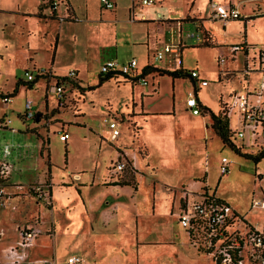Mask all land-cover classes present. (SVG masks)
<instances>
[{
  "label": "rangeland",
  "instance_id": "obj_1",
  "mask_svg": "<svg viewBox=\"0 0 264 264\" xmlns=\"http://www.w3.org/2000/svg\"><path fill=\"white\" fill-rule=\"evenodd\" d=\"M44 1L45 7L53 10L55 0ZM59 1L57 0L58 6ZM159 1L158 5L150 8L149 13L143 12L138 16L163 20L166 18L167 2L173 10L179 12L181 18L188 12L193 2V0ZM234 1H244L245 10H243L246 12L250 8L251 11L248 13L250 17L264 15V0ZM117 2L119 4L121 1ZM122 2L130 4V0ZM205 2L207 1L195 0L194 5L192 4L193 8L194 6L199 8L204 19L207 16ZM213 3L227 6L231 5V0H218ZM71 4L76 21L65 22V30L60 27L57 20L49 21L51 25H55L50 44H54L57 33L59 38V48L58 51L56 50L57 54L55 53L56 74L65 75L77 68L82 83L92 85L101 78L98 71L101 64L107 61L116 60L123 64L132 56L138 57L146 53V58L149 56L148 62L152 66L163 68L168 59H173L172 63L176 68L181 65L182 70L188 73L196 71L202 80L208 82L206 87L199 89L198 94L202 105L209 106L215 111L208 107L214 114H220L219 104L221 107L228 94L241 90L237 71L230 70L223 74V70L230 65L232 69H243L241 55L236 54L235 60H230L228 57L230 47L252 46L253 50L249 52V58H253V61L257 55L254 48H264L262 47L264 46V17L247 23L246 36L243 34V16L237 20H230L229 26H224L220 21L205 22V30L208 28L216 42L215 45L207 47L201 45L207 34L200 26L194 25L198 19L197 16L187 13L181 19L183 26L180 33L179 29L168 27L170 26L168 24H171L168 22H160L149 27L148 49L146 33L142 39L135 41L136 44H142L135 48L138 53L129 43L121 45L118 50L101 49L100 43L91 41L89 32L91 27L104 26L98 16L101 10L99 0H71ZM65 7H68L67 4ZM0 8L15 10L16 6L0 1ZM19 9L22 12L35 10L31 0L21 1ZM63 10L62 4L60 11L63 12ZM66 11L67 9L65 14ZM138 11L140 9H137ZM17 18H21L20 15L0 13V88L5 92L11 88L14 79L26 81L25 69L31 68L30 61L25 60L29 50L33 49L36 67L37 64L45 65V55L48 50L46 40L50 30H46L48 32L46 37L41 35V42H38L37 36L33 37L28 48L26 40L20 38L21 33L18 31L20 25L17 23ZM77 33L80 34L81 42L74 45L72 40ZM191 34L199 35L202 40L199 42L188 38ZM25 35L23 34V37L26 39ZM211 41L214 43L212 38L210 43ZM165 44L170 48L180 47V52L169 56L166 60L154 61L153 54L156 50H162ZM49 49L51 50L50 63L52 48L49 47ZM219 57L225 58L224 68V65H217ZM250 75L253 85L260 86L262 73L252 71L248 73V76ZM146 81V86L142 83L136 86L142 93H148L143 98L144 111L152 115H144L138 106L131 109L129 105L126 111L119 112L111 105L103 104V116L98 110L102 108V104L98 102L95 104L98 112L95 111L84 118L75 120H71L72 112L67 109L72 108L70 102H73V99L71 101L68 99L74 92L82 93L86 88L78 86L76 82L72 83V88L65 93V107L61 117L72 121L73 124L69 125L67 131L71 135L75 134V142L73 143L71 139L65 143L60 141L56 133L59 128L53 127L58 125L50 128L47 136L52 177L47 175V150L44 149L42 156L40 155L37 148L40 139H37L34 131L27 132L26 137L20 138L22 141L13 143L11 140L3 141L15 147L17 145L23 147V149H14L8 159L14 168L9 185H22L24 191H27L26 188L29 185L37 183V186L49 189V200L36 199L32 197L31 192L26 195L18 194L19 196L16 194L20 197L19 199L11 203H9L10 200L7 201L0 209V262L4 261L2 251L11 245H16L18 241L16 225L22 227L26 223H35L39 235L33 246L26 250L32 260H54L61 264L66 262L68 256L79 255L85 264H94V262L98 264L97 259H94L98 253L102 264L115 258L117 263L114 264H122L120 257L127 255L128 258L124 264H210L207 255L197 253L187 244L185 229L174 215L178 212L180 196L184 190L186 191V187L193 193L195 199L206 192L208 196H214L227 204L248 224L256 228L264 225V210L250 207L253 199L264 200V158L255 165L252 160L240 156L233 149L222 145L209 130L211 122L206 113L192 116L190 110L186 111L192 92L191 81L188 78L172 80L167 76L152 74L146 77ZM111 85L114 86L115 83L111 81L106 89L97 92L100 95L99 99L102 101L109 99V103L113 100L117 106H122L127 100L126 89L114 92ZM67 87L68 85L65 89ZM42 91L43 81L38 88L27 95V98L37 103L42 98ZM24 99V96H19L9 105L0 103V111L5 116L4 119L11 121L9 128L22 131L33 126V119L22 121L17 115V112L22 111ZM75 122L79 124L82 122L92 130L83 125L76 126ZM110 123H115L120 133L117 140L110 139L108 128ZM43 125L42 121L37 128L45 136L47 133ZM229 126H236L235 117L229 119ZM5 133L11 132L7 130ZM13 135L18 137L20 133L16 132ZM237 144H240V141H237ZM222 158H226L230 163L229 172L226 175H221L219 172ZM122 160L125 161V170L122 175L117 178L110 176L113 163ZM65 167L71 172L82 173L80 183L88 182V186L82 188V195L86 201H92L99 208L87 210L85 207V210L81 211L80 197L75 191L80 192V185H74L75 178L72 176H70L72 179L67 180L69 175L66 173L67 170H64ZM100 179L102 186L115 182L127 183L134 190L139 186L141 188L134 197H130L128 188H121L122 190L118 192L119 197H116L111 187L98 186ZM92 182L93 185L90 187ZM53 187L60 188L62 191L71 187L69 191L73 201L65 203L59 196L52 198ZM11 189L12 187L7 188L8 191ZM101 190L104 192L102 197ZM99 201L100 205H98ZM109 201L120 204V213L123 214L120 226H125L128 229L127 233L121 234L116 230L118 222L112 223L106 229L98 224L101 220L99 213L109 209L111 203ZM72 205L77 207V210L70 215ZM11 206L15 207V211L11 210ZM112 211L115 212L114 209ZM136 225L138 226L137 234ZM136 237L138 241L135 240ZM137 242L140 245L136 246Z\"/></svg>",
  "mask_w": 264,
  "mask_h": 264
},
{
  "label": "built area",
  "instance_id": "obj_2",
  "mask_svg": "<svg viewBox=\"0 0 264 264\" xmlns=\"http://www.w3.org/2000/svg\"><path fill=\"white\" fill-rule=\"evenodd\" d=\"M157 0H138L137 4L133 6L149 7L156 3ZM104 9H114V3L110 0H99ZM54 8L57 6V1L54 3ZM134 16V13L132 12ZM211 18L227 23L230 20H237L241 18V13L237 8L231 6H222L219 4H211ZM188 38L201 41L199 35H189ZM180 49L172 50L169 46H164L162 50L156 51L153 55L154 61H162L165 55L178 53ZM246 46L230 47L229 58L233 60L236 53H242L243 76H247L249 72L257 71L262 73V80L260 86L256 89H248L243 86L240 91H233L227 101L223 102L225 114L228 120L235 116L237 125L231 128L237 141L244 148V152L254 154L260 147H264V52L257 54L253 58H249L251 52ZM225 63L224 57L217 59V65L223 66ZM255 64V67H253ZM137 61L135 58L120 64L115 60L107 61L100 66V74H118L127 76L129 78L136 77L138 72ZM26 81L33 82L36 77L50 78L51 71L47 69H36L33 74L26 73ZM74 71H69L67 77L60 79L53 85L47 86V91L54 95L57 103V109H64L65 106V85L66 79H73ZM192 80L194 87L198 90L206 87L208 82L202 80L196 71L188 73ZM243 77V78H244ZM244 83V79L239 81ZM138 83L147 85L146 79L138 80ZM2 103L7 104L11 102L10 97L1 99ZM200 104L197 98V92L192 89L188 103L187 110L193 116L201 114ZM23 119L29 120L34 118L32 111V101L25 99ZM10 123L9 120L1 119L0 129H5ZM110 129V138L115 139L119 135V131L115 123L108 125ZM58 138L65 142L68 139V134L63 131H58ZM14 149L18 146L3 144L0 146V209L11 198L5 193V182L7 181L12 165L8 161ZM250 151V152H248ZM229 161L222 158L219 166L221 175H226L229 172ZM125 170V161H116L111 167L112 175H119ZM27 191H24L22 185H17L16 190L22 195L31 192L32 197L49 200V189H43L37 185L28 186ZM24 193H21L23 192ZM193 193L184 191L181 198L178 212L174 213L180 225L185 229L189 245L197 252L207 255L211 264H264V225L261 228H256L248 224L244 218H241L224 202L208 196L206 192L198 195L197 199L193 198ZM251 209L264 210V200H252L250 204ZM15 210V207H12ZM37 224H25L18 228L19 240L16 245H11L2 251L4 261L0 264H58L54 260L38 259L32 260L27 255L26 250L31 248L39 235L37 231ZM1 237V235H0ZM190 241V242H189ZM62 264H84L80 256L73 255L66 259Z\"/></svg>",
  "mask_w": 264,
  "mask_h": 264
},
{
  "label": "crops",
  "instance_id": "obj_3",
  "mask_svg": "<svg viewBox=\"0 0 264 264\" xmlns=\"http://www.w3.org/2000/svg\"><path fill=\"white\" fill-rule=\"evenodd\" d=\"M0 1H3L6 4H12V5L14 4L16 6L15 10H7L5 8H0V13L1 14L9 13V14L20 15L21 18H17V23H18V25H20L18 31H19V33H21V36L20 35L19 36H20V38H23L24 40H26L28 48L30 47V44H31V41L33 40V37L36 38V36H37L38 42H41V40H42V36L41 35H43V37H46V35L48 34V32H46V30L47 29L50 30L49 31L50 35L48 36V38L46 40V43L48 44V50H47L46 55H45V59H46L45 65L44 66H40V65L37 64V67L35 66L36 62L34 60L35 57H34L33 49L30 48L31 50L28 51L27 59H25V60L26 61H28V60L30 61L31 68H29L30 70L29 69H25L24 73L25 74L26 73H35L36 69H41V68L43 69L44 68V69H47V70L51 71V74H52V76L50 78H41V77H36L35 76V79H34L35 84L33 85L32 89H30V90H28L26 87L19 86L16 89V95L11 98V102L10 103L4 104L0 100V103H2L3 105H9V104H11L13 102L14 98H17L19 96H24L25 99H27V95L30 94L36 88H38L40 86V83L43 81L42 98L40 99V101L35 103L32 99H30L32 101V111L34 113L33 126L30 127V128L27 127L26 130L18 131V130H15L13 128H9V125L11 124V121L9 120L10 123L8 124V127L5 128V129H0V146L3 145V144H6V143H3V141L11 140L12 143L14 141H18V140L22 141L20 138L26 137V135H28L27 132H29V131L33 132L34 131L37 139L38 140L40 139L39 142H38L37 148L40 151L39 153H40L41 156H42V154L44 152L43 150H41V138L47 140V146H46L47 150H48L47 151V161L50 164V161H49V142H48V136H47L49 134L50 128H53V127L59 128V129H57L56 133L58 131L66 132L68 134V139L65 142H67L68 140L71 139L72 142L74 143L75 142V139H74L75 138V134L73 133L71 135L67 131V129L69 128V125L73 124L71 120H75L77 118H84V117L88 116L89 114H92L93 112L97 111V109H95V104H97L98 102H101V104H102L101 105L102 108L101 109L98 108V110L103 116H104V111H103L104 105L103 104H105V105L109 104L115 110H117L119 112L126 111L129 105H130L131 109L134 108L135 106H138L139 110L143 111L144 115H146V116L152 115V114H149V113L144 111L143 98L145 97V95H148V93H142L141 91L138 90V87L136 86L138 84V82H135V83L131 82L130 83L129 81H122L121 79L119 81L114 80V79H110L109 81L103 83L100 87H98V88H96L94 90L88 91L87 88L88 87L89 88L90 87L91 88L95 87L98 84V81H95L94 83H92V85H88L86 83L85 84L82 83V81L80 80L82 78H81V75H80L79 71H77V68H74V70H72V71L75 72V76L71 80L73 82H76L78 86H81L82 88H86V89H84L82 93H79V92L75 93L74 92L70 98L68 97L69 101H71V99H73L72 100L73 102H70V105H71L72 108H70V107L67 108L69 111L72 112L73 116H72L71 120H69V119L68 120H64L61 117L62 114H63L62 112H64V109H57V107H56L57 103H56V99H55L54 95H52L51 93H49L47 91L48 84L49 85L55 84L60 79H63L65 77H67V74L69 73V72H67L64 75V74H56V72H55V69H56V54H57L56 52L58 51V48H59L58 33L55 35L54 44L53 45L50 44L51 43V39L53 37L52 35H53L54 31H55V28H54L55 25L54 26L51 25L49 23V21H52V20L56 21L57 20L59 22V25H61L60 27H63V30L66 29L64 23L65 22H69V21H65V18L67 17L66 16L67 14H65L64 6H63L64 10H63V12H61L60 11V6L62 4H60L59 6L57 5L53 10H50V8L45 7V5H43V4L41 5L42 0H31V4H33V7L35 8V10L34 11H30V12H22V11H20L19 6H21V1L23 2V0H20V1L19 0H0ZM110 1H112L114 3V9H112V10L104 9L101 6V4H100L101 10H100L98 16H99L100 21L102 22V24H104V26H94V27H91L90 30H89V32L91 34V41H93L94 43H100L101 44V47H100L101 49H112V48H115V49L118 50V47H120L121 45L129 43L130 45H132L133 50L138 53V50H135V48L138 47V46H141L142 44H139V43L136 44L135 41L139 40V39H142L144 33H146V37H147V41H146L147 44L146 45H147V49H148L149 45H150L149 34H148L149 27H153L152 26L153 24H158L160 22L161 23L168 22V23L172 24V25L168 24V25H170L168 27L179 29V33H180L181 27L183 26L181 24L182 23L181 19L187 13H191V14L197 16L198 19H197L196 22H194L195 27L196 26L197 27L200 26V28H202L205 31V33L213 39L214 45L216 44L212 33L208 30V28H207V30H205L206 29L205 22H207V21H211V22L217 21V20H213L211 18V9H210L211 6H210V3L212 4L214 1H218V0H206L208 2V4H207V2H205V4H206V12H207L206 19H204L205 17L201 15V11L199 10V8H197V6H194V8H193L195 0H193V2L190 4L188 12L184 13L181 18L179 17V12L177 10L176 11L173 10L172 6L166 2V9H165V12H166V16L165 17L166 18H164L163 20L154 19L152 17L148 18V17H144V16H141V17L138 16V14L141 15V13H143V12L149 13L150 8H152L155 5H158L160 3L159 0H157L154 5L149 6V7L135 6L134 8H133V6L137 4L138 0H130V4H126V3L123 4V2H122L123 0H110ZM117 1H121V2L118 4ZM17 2H18V4L16 5ZM65 2L68 4V7H70V9H71L72 20L76 21V16H75V12H74L73 6L71 4V0H65ZM243 3H244V1L237 2V1L231 0V3H230L231 5H227V6H231L233 8H238L240 10L239 12H241L243 14V15H241V16H243L242 20L244 22L243 34L246 36V34L248 32L247 31V29H248L247 23L251 22V21H253L254 19H257V18H263L264 15L261 16V17H250L251 15L248 14V13H249V11H251V9L249 8L245 12L244 11L245 10V6L243 5ZM40 7H41V9H39ZM192 8H193V10H192ZM137 9L138 10L140 9V11L137 12ZM209 10H210V12H209ZM51 12L55 13V17H50L51 16ZM132 12L134 13V16L132 15ZM174 13H176L175 16H171V14H174ZM36 14H38L39 17H36L35 16ZM131 19H133V20H131ZM230 23L231 22L228 21L227 23H225L223 25L224 26H229ZM23 34H26L25 35L26 39L23 37ZM224 35L226 36V34H224ZM179 37H180V34H179ZM152 39L153 38H151V40ZM80 42H81V37H80V34L77 33L75 35V37H73L72 43L74 45H76L77 43H80ZM164 46H168V45L165 44ZM164 46H163V48H164ZM49 47L52 48V56H51V62L50 63H49V52L51 50L49 49ZM262 47H264V46H262ZM171 49L172 50H177V48L175 46H173ZM259 49L262 52H264V48H262V49L259 48ZM174 54H176V53L165 55L163 60L164 59L166 60L169 56L174 55ZM236 54L237 55H241L242 57H244L242 53H236ZM236 54L234 55L233 60H235ZM135 57L132 56L131 59L135 58ZM135 59L137 61V65H138L137 66L138 67L137 71H141L144 67H146L148 65H151L148 62L149 61V56H147V58H146V53H143V54L139 55ZM172 60L173 59H168L167 60V64H166L165 67L157 68V69L165 70V71H175V70H179V69L182 70V66L179 65V67L176 68L175 64L172 63ZM37 61H38V54H37ZM224 67H225V65L223 66V68ZM230 70L237 71L236 74H238V76H239L238 79L239 80L244 79L243 78L244 76H243L242 69H240V68L239 69H232L231 65L228 68H225L223 70L224 71L223 74L225 72H229ZM98 74H99V76H101L100 71H98ZM250 78H251V75L250 76L247 75V76H245L246 80H245L244 83L241 84L239 82L240 85H241L240 86L241 90H242L243 86H245V85H246V87L248 89H253V90L258 87V86H254L253 85L252 80ZM66 80L69 83L67 82V84L65 85V87L68 85V87L65 89V93H66V90H69V89L72 88L71 87L72 83H70V81H69L70 79H66ZM20 81H22L23 83L27 82V81H23V80H20ZM111 81L115 83L114 86L117 85L116 87L111 85V88H113L112 90L114 92H115V90L118 91L120 89H126L127 100L125 102H123L122 106H117V103L114 102L113 100H111L112 103H109L110 100L106 99V100H104L105 103H103L104 101L99 99L100 95L97 94V92H99V90L106 89V87H108V85L111 83ZM16 82H17V80L14 79L13 80V85L6 92L2 91V89L0 88V94H2V95L11 94L13 92V90L15 89ZM191 86H192V89H195L196 92H197V98L199 100V103L203 104L201 102V100L199 99V94H198L199 90H198V88L196 86L194 87V84H191ZM200 90H201V88H200ZM230 94H228V96H227L225 101H227V99H228ZM25 99H24V103H25ZM24 103H23L22 111L21 112H17V115L20 117V119L22 121L23 120L25 121V119L22 118V116L24 114V111H25ZM204 106H207V105L204 104ZM211 110L213 112H215L213 109H211ZM186 111H187V109H186ZM4 117L5 116L0 111V119H4ZM233 117H235V116H233ZM204 118H206V117H204ZM29 120H32V119H29ZM29 120H26V121H29ZM235 120H236V117H235ZM42 121L44 122L43 127L46 129V133H47L45 136H43L41 134V132L39 131V129L37 128V125L40 122H42ZM63 123H66V124H63ZM41 125H42V123H41ZM53 125H58V126L56 127V126H53ZM74 125H76V126L83 125V127L88 128L89 130H92V128L88 127L85 124H82V122H81V124H79V122H75ZM236 125H237V121H236ZM235 127L236 126L231 127V128H235ZM7 130H9L11 133H7L6 134L5 132ZM209 130H210V128H209ZM16 132L20 133V135L18 137L13 135ZM119 135H120V133H119ZM119 135L114 140H117ZM111 140H113V139H111ZM18 148L19 149H23V147H21V146H18ZM248 152H250V151H248ZM0 158H1V155H0ZM50 166H51V164H50ZM13 169L14 168H13V165H12L11 173H12ZM64 170H67V167H65ZM11 173H10L7 181L5 182V189H4L5 193L8 196H11V198L9 199L10 200L9 203H11L12 201L20 198V197H18L19 196L18 194H20V193L16 190V186L17 185L16 184H14L12 186L9 185V181H10V178H11ZM66 173L69 175V177L72 176L73 178H75L74 179V181H75L74 185H78V184L80 185V192L75 190L74 186H72V187L74 188V190L76 191V193L80 197V204L81 205H80V207L79 206L78 207L81 209V211L83 212L85 210V207H87V210L97 209L98 206H96L95 203H93L92 201H88V200L86 201L85 198L82 195V188L84 186H88V182L85 183V184H81L80 183L81 174L82 173L71 172L70 170H67ZM122 173L119 174V175H115V176L110 173V176H114V177L117 178L118 176L122 175ZM47 175L52 177L51 171H50V167L48 168ZM69 177H68L67 180L72 179V177H70V178ZM102 178H103V175H102L101 179ZM101 179L99 181V185L98 186H101V188L111 187L110 189L115 192V196L116 197H119L120 194L118 192L122 190L121 188H128V190L130 192L129 193L130 197L136 196L138 191H139V189L141 188V186H139V188L134 190V189H132L129 186V184L128 185H123V184H127V183L119 184V183H115V182L110 183V184H106V186H102ZM52 180H53V178H52ZM117 184H119V185H117ZM32 185H37V183L36 184H32ZM92 185H93V182L89 186L92 187ZM120 185H122V186H120ZM10 187H12L13 190L11 189V190L8 191L7 188H10ZM54 187H53L52 193H51V195H52L51 197L52 198L55 199L56 197L59 196V197H61L63 199V201H65V203H69V202L71 203L73 201V197L71 196V191H69V188L71 190V187H68L67 190H64V191H62L59 187H58L59 189H56V188L54 189ZM101 191H102V195H101V197H102L104 195V192H103V190H101ZM186 191L190 192L189 190H187V187H186ZM190 193H192V192H190ZM182 196H183V192H182V195L180 196V201L179 202H181ZM100 201H99L98 205L101 204ZM110 202L111 201H109V203ZM109 205H110L109 209L100 211L99 216H100L101 220H100V223H98V224H100L103 229H106L107 227H110V225L112 223H115V222L117 223L118 222L116 230L121 232V234L122 233H127L128 229L125 226H120V220H121L122 215H123V214L120 213V207H121L120 204L116 203V202H111ZM12 207H14V206H11V210H12ZM68 207H70V206H68ZM72 208L73 209L71 210V212H69L70 215L74 214L76 212V210H77V207H75L74 205H72ZM112 209H114L115 212L112 211ZM12 211H15V210H12ZM93 213H95V212H93ZM92 214H91V216H92ZM12 219H14V217H12ZM19 227H20V225L17 224L16 225V230L17 231H18ZM137 232H138V226L136 225V234H137ZM19 238L20 237H19V231H18V240H19ZM135 240L138 241V238L136 237ZM186 242H187V244H189L187 235H186ZM138 245H140L139 242L136 243V246H138ZM105 246H109V245H105ZM114 251L116 252V250H114ZM71 256H73V255H71ZM77 256H79V255H77ZM68 257H70V256H68ZM120 258L122 260V264H124V262L128 258V255L120 257ZM94 259H97L98 264H102L100 259L98 258V253H96V255L94 256ZM113 260H114V262H113ZM209 261H210V259H209ZM56 263H58V262H56ZM114 263H117V259L116 258L108 261V263H105V264H114ZM58 264H60V263H58ZM94 264H97V263L94 262ZM210 264H211V261H210Z\"/></svg>",
  "mask_w": 264,
  "mask_h": 264
},
{
  "label": "trees",
  "instance_id": "obj_4",
  "mask_svg": "<svg viewBox=\"0 0 264 264\" xmlns=\"http://www.w3.org/2000/svg\"><path fill=\"white\" fill-rule=\"evenodd\" d=\"M43 1L44 0H42L41 5L45 4L44 3L45 1L44 2ZM55 1H57V0H55ZM59 3L63 4V6H66V4H67L65 2V0H60ZM67 6H68V4H67ZM39 9H41V7ZM52 9H54V7ZM65 9H67V11H68V12L66 11L67 17L65 18V21H69V22L73 21L72 20V12H71L70 7H65ZM35 16L39 17L38 14H36ZM50 17H55V13L51 12ZM210 38L211 37H209L207 35L204 36V39H203V42L201 45L207 46V47L213 46L214 43H212V41L210 43ZM251 47L252 46H250L248 48L250 50H253V48H251ZM179 49H180V47H179ZM255 49L257 51V54L262 53V51L260 49L254 48V50ZM230 60H232V59H230ZM152 74H156L158 76H167V77L171 78L172 80L188 78L191 81V84H193L192 80L188 76V72H186L184 70L179 69V70H175V71H165V70L157 69L152 65H148V66L144 67L141 71H139L136 77H132V78H129L127 76L118 75V74H108V75H104V76L101 75L100 76L101 78L98 80V84L92 88L88 87L87 90L88 91L94 90V89L100 87L103 83L109 81L110 79H114L117 81H119L121 79L122 81H129L130 83L131 82L135 83V82H138V80H140V79H144V78L146 79L147 76L152 75ZM245 80L246 79L244 77V81ZM69 81H70V83H73V81L71 79ZM34 84H35V81L23 83L22 81L17 80L16 85H15V89L13 90V92L9 95L0 94V100L4 97H10V98L14 97L16 95V89L19 86L26 87L28 90H30V89H32ZM154 92H155V90H154ZM218 110H219L220 114H214L208 107H205L204 105L200 104L201 114L203 112V113H206L208 115L210 122H211L209 125V128L213 132L214 136L220 140L221 144L233 149L240 156H242L246 159L252 160L254 162V164L256 165L261 159L264 158V147H260V149H258L256 151V153H254V154L245 153L243 146L241 144H237V139L235 138V135L229 126V120L226 117L223 103L221 104V107L219 104ZM0 121H1V119H0ZM45 143H47V140H43L41 138V150H44V149L47 150V147H46L47 144L45 145ZM46 164H47V167L49 168L50 164L48 163V161ZM117 185H119V184H117ZM123 185H128V184H123ZM120 186H122V185H120Z\"/></svg>",
  "mask_w": 264,
  "mask_h": 264
},
{
  "label": "flooded vegetation",
  "instance_id": "obj_5",
  "mask_svg": "<svg viewBox=\"0 0 264 264\" xmlns=\"http://www.w3.org/2000/svg\"><path fill=\"white\" fill-rule=\"evenodd\" d=\"M243 64H244V59H243Z\"/></svg>",
  "mask_w": 264,
  "mask_h": 264
}]
</instances>
